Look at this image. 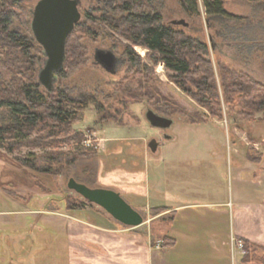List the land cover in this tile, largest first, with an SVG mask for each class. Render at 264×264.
Returning a JSON list of instances; mask_svg holds the SVG:
<instances>
[{
  "label": "rangeland",
  "instance_id": "1",
  "mask_svg": "<svg viewBox=\"0 0 264 264\" xmlns=\"http://www.w3.org/2000/svg\"><path fill=\"white\" fill-rule=\"evenodd\" d=\"M14 1L20 10L16 11L18 17L11 20L9 28L27 44L33 36L29 31L31 15L28 16L27 11L33 9L38 0ZM144 1H148L151 9L161 13L165 23L184 19L188 23L187 27H183L184 32L207 45L222 120L211 117L210 122L215 123H198L202 115H209L207 109L170 80L169 72L162 63L151 62L145 48L133 46L153 73L147 72L149 74L145 73L142 77L128 71L129 62L124 51L130 41L114 33L100 19L112 0H80V27L74 35L85 50V59L76 68L67 71L65 76L59 77L55 87L73 114H70L67 123L46 121V124L40 123L23 137L27 131H17V124L9 112L6 109L0 111V142L3 144L0 147V202H4L10 193H16L26 201H35V211L37 207L45 212L57 211L65 207V202L78 206L83 199L67 189V182L72 178L89 188H104L119 193L142 214L145 224L140 227V233L149 237L151 245L161 247L160 237L166 219L162 215L149 218L159 213L150 208L155 202L151 197H160L154 187L158 180L154 170L155 162L163 167L167 148H175L180 157L170 165V169L178 172L185 185H228L233 163V152L229 146L233 144L234 133L247 139V142L253 139L264 156L262 113H254L247 118L240 113L244 107L238 99L232 104L227 103L219 70L224 68L236 74L242 73L264 86V0H222L225 16L209 14L205 0H197L199 14L196 17L182 13L176 0ZM97 50L109 51L115 56L113 73L95 62ZM28 52L35 60V66L31 68L35 75L33 71H27L24 59L19 60V49L0 45V59H11L9 66L0 67V88L7 90L0 94L1 97H16L20 83H38L37 74L45 57L35 40ZM37 89L44 91L42 86ZM136 101L138 103H133ZM82 103L86 107L79 109L78 104ZM95 105H103L102 114L106 112L110 118L101 119ZM147 110L170 115L172 121L166 129L169 139L164 138L165 134L162 137L160 130L148 123L145 119ZM151 139L161 142L156 152H151L147 146ZM131 149L141 155L131 153ZM252 154L259 155L255 149ZM23 161L34 168L22 165ZM249 162L255 171H247L248 181L253 189L259 190L264 178L260 181L254 180V177H260L259 172L264 170V166ZM156 185L162 186V180ZM194 195H190L189 199L195 198ZM163 203L161 198L160 204ZM91 209L99 211L104 218L107 216L94 205ZM14 222L19 224L13 229L18 234L25 228L29 229L24 220ZM39 226L45 235L50 234L49 227ZM36 234L39 237L38 230ZM43 242L44 245L33 253L30 251V255L50 259L52 245L47 247L46 241ZM257 251L251 255V261L264 264V249Z\"/></svg>",
  "mask_w": 264,
  "mask_h": 264
},
{
  "label": "crops",
  "instance_id": "2",
  "mask_svg": "<svg viewBox=\"0 0 264 264\" xmlns=\"http://www.w3.org/2000/svg\"><path fill=\"white\" fill-rule=\"evenodd\" d=\"M233 135L229 148L234 158L227 186L185 185L178 172L170 169L180 158L175 148H167L163 167L155 162L158 180L154 187L160 197H151L155 202L150 208L164 211L149 220L158 215L165 217L162 235L170 239V245L154 247L138 229L125 230L118 222H112L108 214L104 218L91 206L50 212L37 207L35 211V201L8 196L0 202V264H243L244 251L235 245V240L248 241L259 248L257 252L264 249V183L259 190L251 187L247 171L255 170L247 158V149L251 147L259 153L255 162L261 167L264 156L253 139L247 142L239 134ZM259 173L260 177L255 175L254 180L264 178V170ZM160 179L162 186L156 185ZM194 194L196 197L189 199ZM20 220L26 221L30 230L25 228L19 234L13 231L19 225L14 221ZM39 225L49 227L50 234L41 232ZM42 238L47 247L52 245L50 259L30 255L44 245Z\"/></svg>",
  "mask_w": 264,
  "mask_h": 264
},
{
  "label": "trees",
  "instance_id": "3",
  "mask_svg": "<svg viewBox=\"0 0 264 264\" xmlns=\"http://www.w3.org/2000/svg\"><path fill=\"white\" fill-rule=\"evenodd\" d=\"M176 2L180 11L185 15L190 17L198 16L197 0H176ZM204 5L209 14L217 16L226 15L222 0H214L213 2L205 0ZM18 10H20V6L14 0H0V45L19 49V60H25L28 66L27 71L31 73L35 66V60L28 51L33 47L35 39L32 36L33 38L31 37L26 44V41L21 40L9 28L11 20L18 17L16 14ZM31 10L27 11L28 16L31 15ZM100 19L114 33L130 41V44L126 46L124 51L129 62L128 71L131 70L135 75L142 77H145L144 75L147 72L153 73L142 62L141 57L135 52L133 46L145 48L147 50V57L151 62L154 64L158 62L162 63L169 72L168 77L170 80L183 92L191 96L201 107L207 109L209 115H202L199 121H197L198 123H209L211 117L222 120V111L219 109L218 103L219 96L211 69L208 48L205 43L187 35L184 32L183 26L173 25L170 22L165 23L161 13L151 9L148 1L144 0H112L107 10L101 14ZM78 27H80V20L67 37L63 67L57 74L56 81L51 90L45 89L38 83H20L16 90V97L4 98L0 96V111L6 109L9 112L13 122L17 124V131H27V134L23 137L30 134L40 123L46 124V121L54 120L59 124H64L68 122V119L70 120V114H73V111L67 109L64 100L61 98V94L56 91L55 87L59 77L65 76L67 71L76 68L84 62L85 50L77 43L74 35ZM16 62L18 63V61ZM10 63L11 59L9 57L0 59V67L9 66ZM219 70L224 96L226 97L225 101L232 104L234 101L236 102L235 99H238V102L244 107L240 113L249 118L252 114L261 112L264 119V86L252 81L242 73L236 74L224 68H219ZM33 74L35 75L34 71ZM29 77H31V74ZM31 79L29 78V80ZM38 86H42L44 91L40 92L37 89ZM6 92V89L1 90L0 88V94ZM133 103H138V101ZM78 107L79 109H83L86 105L82 103L78 104ZM95 108L98 113H101V119L105 121V119L110 118L107 117L109 114L106 112L102 114L104 112L103 105H95ZM160 116L171 119L170 115ZM189 123H196V121H189ZM0 147H3L1 142ZM8 150L11 151V148ZM252 153L253 148L249 147L246 153L247 158L255 162L259 159V155L253 156ZM21 163L24 166L34 168L33 165H29L26 161ZM10 194L15 199L23 200V196L16 193ZM85 206L92 205L86 203L84 200L78 203V206L67 205L65 202L67 211L81 209ZM153 210L159 211V213L164 211L163 208H155ZM160 240H162V246H168L172 243L170 239L163 235L160 237ZM241 243V249L244 251L242 257V263L244 264L251 261V255L259 248L246 240H241Z\"/></svg>",
  "mask_w": 264,
  "mask_h": 264
},
{
  "label": "water",
  "instance_id": "4",
  "mask_svg": "<svg viewBox=\"0 0 264 264\" xmlns=\"http://www.w3.org/2000/svg\"><path fill=\"white\" fill-rule=\"evenodd\" d=\"M79 5L80 0H38L31 10L30 31L45 57L37 78L38 83L45 89H52L56 76L63 67L67 37L81 17ZM170 24L188 26L184 19L172 20ZM94 59L106 71L114 72L116 58L111 52L97 50ZM145 118L151 126L163 130L167 129L172 121L152 110H147ZM164 138H167V135H164ZM158 145L156 139H151L147 144L151 152H156ZM67 189L79 195L86 203L102 209L124 227L139 230L145 224L142 214L113 190L89 188L72 178L67 182Z\"/></svg>",
  "mask_w": 264,
  "mask_h": 264
},
{
  "label": "built area",
  "instance_id": "5",
  "mask_svg": "<svg viewBox=\"0 0 264 264\" xmlns=\"http://www.w3.org/2000/svg\"><path fill=\"white\" fill-rule=\"evenodd\" d=\"M231 241L234 242V239L232 238ZM235 245L241 250V248H242V243H241V241H239V240H235Z\"/></svg>",
  "mask_w": 264,
  "mask_h": 264
},
{
  "label": "flooded vegetation",
  "instance_id": "6",
  "mask_svg": "<svg viewBox=\"0 0 264 264\" xmlns=\"http://www.w3.org/2000/svg\"><path fill=\"white\" fill-rule=\"evenodd\" d=\"M159 130H160V133H161L162 137H163L164 134L166 135V129H165V130H163V129H159ZM157 141H158V140H157Z\"/></svg>",
  "mask_w": 264,
  "mask_h": 264
}]
</instances>
